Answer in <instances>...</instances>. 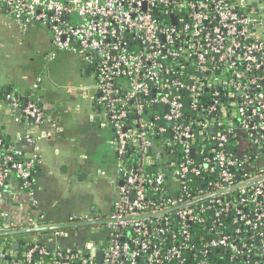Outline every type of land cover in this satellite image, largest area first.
I'll return each mask as SVG.
<instances>
[{"label": "built area", "instance_id": "2783aa9c", "mask_svg": "<svg viewBox=\"0 0 264 264\" xmlns=\"http://www.w3.org/2000/svg\"><path fill=\"white\" fill-rule=\"evenodd\" d=\"M2 8L21 32L48 28L45 60L73 54L94 72L121 184L111 211L86 219L100 221L104 238L81 246H59L62 228L6 234L47 226L43 215L23 226L0 220V264H264L262 8L247 0H0ZM6 99L26 124L43 121L35 101L17 109L12 93ZM159 133L179 147L165 167H157L167 162L154 147ZM23 154L0 139V190L16 178L33 196L35 158L13 160Z\"/></svg>", "mask_w": 264, "mask_h": 264}, {"label": "crops", "instance_id": "0c3cea01", "mask_svg": "<svg viewBox=\"0 0 264 264\" xmlns=\"http://www.w3.org/2000/svg\"><path fill=\"white\" fill-rule=\"evenodd\" d=\"M247 1L264 10V0ZM0 15L7 17L0 20V57L6 56L15 41L25 47L21 52L43 43L51 50L46 26L34 24L21 32L4 9H0ZM56 57L73 68L72 73L80 82L58 87L55 92L46 90L41 82L32 94L43 109L42 122L26 124L17 111L11 114L9 107L0 102V132L16 143L25 158H35L40 168L33 196L27 194L16 178L0 190V220L16 226L26 225L39 215H43L42 220L48 225L70 220L86 222L108 214L117 197L118 160L105 112L95 104L96 76L93 84L87 82L94 72L77 55L61 52ZM15 67L13 62L0 64V90L10 86L19 94L30 92L38 76L27 78ZM27 134L31 142L24 140ZM91 183L98 186V194L88 191ZM82 227L85 226L62 229L68 232Z\"/></svg>", "mask_w": 264, "mask_h": 264}, {"label": "rangeland", "instance_id": "374dc122", "mask_svg": "<svg viewBox=\"0 0 264 264\" xmlns=\"http://www.w3.org/2000/svg\"><path fill=\"white\" fill-rule=\"evenodd\" d=\"M4 18L7 17L0 15V20ZM40 27L43 28V25H40ZM0 31V35H2L1 28ZM45 44L46 43H43L41 47L37 46L36 49H32V46H29L30 49H28V51L21 52L25 47L22 46V43L19 44L18 41H15L10 47V51L6 53V56L0 57V64L8 65V63L13 62L14 66H16V70L22 71L27 78L40 76L46 90L50 89L55 92L58 87L79 84L80 79L77 78L75 73H72L73 68H71L67 62H61L59 57H55L52 60H45L44 54L48 52ZM63 54L69 55L67 53ZM94 81V73H91L87 82L93 84ZM91 92L92 91H90V93ZM88 191L98 194V186L91 183L88 187ZM105 233L104 226H85L82 228L69 229L67 237L58 239V245L61 247L74 246L77 242L78 245L81 246L88 240L104 238L103 235ZM30 236L32 237V235H29V237Z\"/></svg>", "mask_w": 264, "mask_h": 264}, {"label": "trees", "instance_id": "16d2710c", "mask_svg": "<svg viewBox=\"0 0 264 264\" xmlns=\"http://www.w3.org/2000/svg\"><path fill=\"white\" fill-rule=\"evenodd\" d=\"M12 93L14 95V97L16 98V105H17V109H21L27 101L29 100H33L35 101V103L37 105H39V103L37 102V99L35 97H33V92H26V93H16L13 91V89L10 86H6L4 87L2 90H0V102L3 103L4 105H7L8 107H10L11 101L6 99V95ZM35 93V92H34ZM40 106V105H39ZM16 111V110H15ZM14 111V112H15ZM13 112V114H14ZM22 118V116H20ZM0 139L3 141V148H6L7 146H9L12 143V140L5 136L4 134H2L0 132ZM155 142V149L156 150H160L162 152V155H164L167 159V162H158L157 163V167H165L167 163H169L172 159H174V157H177L179 155V147L176 145H172V144H167V142L169 141V134H157V136L153 139ZM13 160H28V158H25L24 154L20 157H14ZM152 168V167H151ZM40 173V168L38 166V162L36 160L33 161V165L31 167V171H30V176H29V180L31 182L32 185H34V180L36 178V176ZM195 182H199L201 181V177H195ZM20 240H22V237H19Z\"/></svg>", "mask_w": 264, "mask_h": 264}, {"label": "water", "instance_id": "95a60500", "mask_svg": "<svg viewBox=\"0 0 264 264\" xmlns=\"http://www.w3.org/2000/svg\"><path fill=\"white\" fill-rule=\"evenodd\" d=\"M18 113L19 112L17 111L16 114H18ZM27 157H30V155H28ZM119 184H121V182H119ZM98 223H100V221H86V222H72V223H63V224H53V225H47V226H43V227H39V228L19 229L16 231L7 232L6 234H14L15 235V234H23V233H32V232H36V231L51 230V229H56V228H70V227H77V226L95 225ZM18 246H19L18 242L12 243L13 249H17ZM97 261L98 262L101 261V252L100 251L97 253Z\"/></svg>", "mask_w": 264, "mask_h": 264}]
</instances>
